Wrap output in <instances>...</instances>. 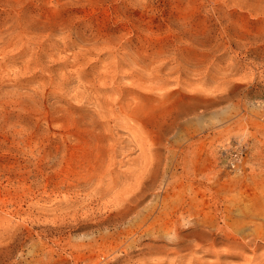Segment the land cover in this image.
Wrapping results in <instances>:
<instances>
[{"label":"rangeland","instance_id":"rangeland-1","mask_svg":"<svg viewBox=\"0 0 264 264\" xmlns=\"http://www.w3.org/2000/svg\"><path fill=\"white\" fill-rule=\"evenodd\" d=\"M0 264H264V0H0Z\"/></svg>","mask_w":264,"mask_h":264},{"label":"built area","instance_id":"built-area-1","mask_svg":"<svg viewBox=\"0 0 264 264\" xmlns=\"http://www.w3.org/2000/svg\"><path fill=\"white\" fill-rule=\"evenodd\" d=\"M229 153L230 164L233 167H237L243 155L242 143L239 140H234L233 144L230 146Z\"/></svg>","mask_w":264,"mask_h":264}]
</instances>
